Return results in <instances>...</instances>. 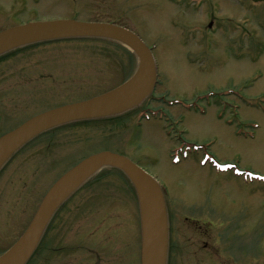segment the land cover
Here are the masks:
<instances>
[{
    "label": "rangeland",
    "instance_id": "374dc122",
    "mask_svg": "<svg viewBox=\"0 0 264 264\" xmlns=\"http://www.w3.org/2000/svg\"><path fill=\"white\" fill-rule=\"evenodd\" d=\"M27 1L0 3L5 10L20 5L21 21L61 16L130 30L151 49L157 82L138 107L45 131L10 158L0 172V254L59 176L108 151L161 188L172 215V259L189 263L190 245L203 251L213 233L243 247L245 264H264V0ZM2 21L0 29L15 23ZM27 49L0 61V134L44 111L106 93L137 66L128 49L101 38ZM64 209L65 220L74 217L67 243L97 231L102 246L106 236L112 248L98 264H140L137 200L119 170L98 171Z\"/></svg>",
    "mask_w": 264,
    "mask_h": 264
},
{
    "label": "water",
    "instance_id": "95a60500",
    "mask_svg": "<svg viewBox=\"0 0 264 264\" xmlns=\"http://www.w3.org/2000/svg\"><path fill=\"white\" fill-rule=\"evenodd\" d=\"M66 38H101L120 43L137 58L136 69L126 82L104 94L38 114L1 136L0 171L20 148L43 132L72 122L127 112L137 107L154 86L155 65L149 49L134 33L114 24L68 19L12 27L0 32V55L27 44ZM103 167L122 171L136 192L141 233L140 264H166L168 220L157 184L130 160L108 151L83 159L51 186L26 231L0 256V264H24L54 210Z\"/></svg>",
    "mask_w": 264,
    "mask_h": 264
},
{
    "label": "flooded vegetation",
    "instance_id": "af4514ba",
    "mask_svg": "<svg viewBox=\"0 0 264 264\" xmlns=\"http://www.w3.org/2000/svg\"><path fill=\"white\" fill-rule=\"evenodd\" d=\"M28 1L26 3H28ZM29 3H32V0H30ZM33 4L36 5V2H33ZM8 6L9 10H5V6L0 3V20H3L2 22L4 24L5 20L13 19L15 23L9 26L1 27L0 31L9 27L36 20L68 18L57 16L51 18H26L25 20L21 21L20 18L25 13L23 14L20 11V5L13 6L12 3ZM34 10L35 8H32V12ZM31 13H29V15ZM27 48L28 47H22L5 53L0 56V61L2 59H9L15 57L19 54L18 52L28 51ZM2 134H0V136ZM65 204L61 205V207H58L53 212V214L48 220L44 231L40 236L39 244L37 245L31 257L25 264H40L41 262H44V264H63L64 261L66 262V264H69L67 260H72V264H98V260H100L102 256H108L109 254H112V248L108 243L109 237L105 236L104 240L106 242L104 243L105 245L102 246L101 237L97 235L96 229H94L96 231V235L95 233L93 234V232L91 231L87 234L88 236H85L82 233L79 234L78 236L80 237V239H75L71 243H67V240H64V235L67 232V229H69V224L72 223V220L74 218L71 217L72 219H70L68 217V219L66 220L65 218H63L62 214L65 210ZM79 220H81V217L78 219V221ZM184 220H188V218L184 217ZM85 222L86 221H83L82 225L86 226ZM26 226L24 227V229L26 228ZM92 227L94 226L92 225L91 228ZM170 232L171 228L169 226V233ZM207 236L210 243L206 244L204 242V244H206V248L202 247L203 251H198L195 247L190 245L193 248V251L191 252L192 256L187 258L189 263H185V260L182 257L175 258L176 260L174 258L172 259L171 256L173 254L172 252L175 248V245L174 248H172L169 236V255H167L166 264H172L173 260L176 261L175 264H245L246 256L244 249L243 247H240L239 244L237 245L236 241H230L228 239L226 240L225 234L223 235V238H221L220 235L214 236L213 233L212 235L207 233ZM215 238H217L218 240L215 241ZM109 248L111 249L110 252ZM108 259H112V257L109 256ZM108 263L113 264L112 261H108ZM115 264H117V260Z\"/></svg>",
    "mask_w": 264,
    "mask_h": 264
},
{
    "label": "bare ground",
    "instance_id": "6f19581e",
    "mask_svg": "<svg viewBox=\"0 0 264 264\" xmlns=\"http://www.w3.org/2000/svg\"><path fill=\"white\" fill-rule=\"evenodd\" d=\"M89 120H92V119H88V120H81V122H84V121H89ZM39 242H40V238H39V240H38V243H37V245L39 244ZM37 247V246H36ZM35 247V248H36ZM169 243H168V248H167V255H169Z\"/></svg>",
    "mask_w": 264,
    "mask_h": 264
}]
</instances>
